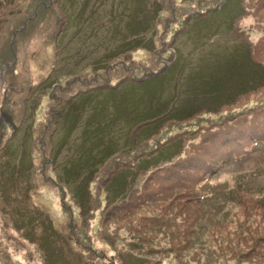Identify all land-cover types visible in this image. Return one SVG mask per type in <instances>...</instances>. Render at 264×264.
Returning a JSON list of instances; mask_svg holds the SVG:
<instances>
[{
    "label": "rangeland",
    "instance_id": "1",
    "mask_svg": "<svg viewBox=\"0 0 264 264\" xmlns=\"http://www.w3.org/2000/svg\"><path fill=\"white\" fill-rule=\"evenodd\" d=\"M188 1L0 0V49L14 50L0 57V264H264V205L251 202L263 194L256 188L264 184V144L236 161L217 162L202 184L211 190L201 200L203 207L193 191L181 193L161 168L155 170L154 184H149V173L137 176L125 207L119 205L121 197L110 202L100 176L115 172L118 159H132L177 133L190 140L182 149L185 157L194 147L200 150L198 143L214 126L219 127L214 134H220L222 125H246V108L248 118L253 108L259 110L258 119L264 118V91L237 103L210 105L217 104L219 95L211 86L217 80L214 69L238 65L244 53L250 61L252 47L254 55L263 56L259 27L264 24L253 23L264 22V5L245 0L247 13L221 14L218 33L208 43H197L204 24L190 17ZM67 13L70 22L63 29ZM236 50L240 56L232 55ZM126 78L135 80L120 84ZM109 83L114 88L95 89ZM203 91L216 98L197 114L181 119L171 112L187 94L192 99ZM64 97L67 111L48 139L43 132L54 128V111ZM150 116L159 126L137 143L133 124ZM23 127L32 135L23 136ZM124 136L129 142L120 149ZM83 139L93 153H99L96 142H115L98 165L91 182L93 208L84 213L56 165L87 154L78 146ZM253 139L264 142V135ZM54 142L61 149L59 160L51 159ZM211 142H203V153ZM5 143L11 151L25 146L33 158L15 182L3 162ZM239 177L241 186L231 191L226 207L211 212V204L223 199ZM52 220L64 238L49 231ZM55 246L61 254L54 253Z\"/></svg>",
    "mask_w": 264,
    "mask_h": 264
},
{
    "label": "trees",
    "instance_id": "2",
    "mask_svg": "<svg viewBox=\"0 0 264 264\" xmlns=\"http://www.w3.org/2000/svg\"><path fill=\"white\" fill-rule=\"evenodd\" d=\"M250 1H254V0H250ZM188 2L190 4L188 9L191 11L189 14L193 15L190 17L200 18L201 19L200 23L204 24L199 29L198 36L199 37L202 36V38H200L197 43H199V41H201L202 43L207 41L206 43H208V40L211 39V36L216 35L218 33V29H221V25H220L221 21L216 22L218 18L222 19V17H227L229 13H231V16L229 18H234V17H237L238 15L247 13V9L250 8L249 5L245 6V0H217L212 5L207 3V0H190ZM256 2L259 5L260 4L264 5V0H256ZM194 3L197 5L196 8H192V5ZM41 6L42 5H39L37 6V8L42 9ZM215 13H217L219 17L214 18L215 22L211 23V20L213 19V15H215ZM221 14H222V17L220 16ZM65 17L67 18L64 19L63 29L70 22L68 20L70 18V14L67 13ZM260 18L262 17L260 16ZM255 23L264 24L263 21H255L253 24ZM186 28H188V26H186ZM263 28L264 26L259 27L260 40H262L264 36L263 30H262ZM190 29L191 27L188 30ZM246 29H249V27ZM252 48L253 49L251 50L252 53L250 54V61L247 55L244 53L245 58L238 65L233 66V64L230 63L229 67L227 68H218V69L213 70L216 73H218L216 76V79H217L216 82L213 83V85H211L213 86L212 91L215 90V93H219V95L217 96V99H218L217 104H210L214 101L216 97L214 95L208 94L207 91H203L198 95H196L197 93L193 94L194 97L192 99L190 98L187 99L189 95L187 94L185 100H182V102H178L174 104L171 112L173 111H175V113L177 112V116L183 119V118H187V117L197 114L199 110H203L209 104L214 105V107H219L222 103L231 102V100L234 101V103H237L241 99L246 97L247 94L252 95L253 93L263 92L264 91V66L262 65H264V61H261V59L264 57V54L262 57H258L254 55L256 52L254 51L255 48L254 47ZM13 52L14 50L11 49L10 47L9 49L2 48L0 49V57H3L4 59H6L7 55L12 54ZM232 55L240 56L241 53H239V51L236 50ZM233 58L234 57H232V59ZM224 59L226 63L229 62L227 56H224ZM234 60L238 62L237 59L234 58ZM153 73L154 72L152 71L151 75ZM145 77L147 76H144V78ZM202 78L208 79L209 76H202ZM128 79L135 80L133 78L122 79L120 84L124 83ZM102 88H114V87L112 86V84L109 83L107 86H97L95 89H102ZM79 92H86V91L79 90L78 93ZM67 98L64 97L61 100L59 107L54 111L56 113V116L54 113V116L56 117V122L53 125L54 128L53 129L50 128L49 132H46V130L43 132L44 136L48 135L47 136L48 139H51L53 135H55L56 129H57L56 123L61 120V117L64 115L65 110L67 111V109L63 107V103ZM86 98L88 100V97ZM262 99H264V96L262 97ZM203 101H208V102L202 103ZM92 114L94 113L92 112ZM174 116L176 115L174 114ZM152 117L153 116H150L149 119H144L142 121H139L136 124H133L134 126H136V128H133V129H135V132H136V136H137L136 142L137 143L140 142L141 140L142 141L145 140L143 139V134H145L144 137H148L152 135V133H154L156 129L158 128L159 125L156 124V121H154V119L152 120ZM87 121L89 120L87 119ZM22 132H23V136L32 135V129L30 133L29 127H26V128L23 127ZM226 134L228 135L230 134V132ZM219 135H222V134H218V136ZM218 136H209L208 138V135H207V137L204 140L198 143V146L200 147L199 151H201V147H203V142L207 141L208 139H209V142L215 141L214 139L211 140V137L219 140L220 138H218ZM120 138L121 136L118 138V141L120 140ZM187 138H188L187 136L177 133L176 135L169 136L165 140L159 139L155 147L151 149H145V148L141 149L140 151L136 152V155L132 159H124V158L118 159L114 165L115 172H111L112 174L105 175L106 172L102 171L100 173V176L106 183L105 188L107 190V196L110 202L116 201V199L121 197L120 200L122 204L121 202H119V205L129 206L128 203L130 200L126 199L128 195L127 191L130 189V186L133 184V182L137 180V176L139 174L148 173L150 169L155 168L161 163L165 164L168 161L173 160L179 154H181L184 146L188 144L190 141ZM46 139L43 140L42 142L45 143ZM85 140L86 139H83V142H79L78 146L85 149L84 148L85 144L90 143L87 141L85 142ZM128 140L129 139L126 137L125 138L126 143L124 145L128 144L129 142ZM44 143L42 144L45 146ZM58 143L59 142H54L53 150H51L54 153L50 154L51 159L59 160V157L57 155H59L58 153H60L61 149L59 148ZM60 143H61V147H64L67 145L63 140ZM95 145L99 147V150H98L99 153H93L92 151L88 152L85 149V151L88 153L85 154L83 153L84 151H82L78 155L79 156L78 158L71 159V162H72L71 164L68 165L67 162L63 160L60 163L59 162L57 163L58 165L57 169H58L60 180L66 182L65 184L68 185L70 190H72V194L75 198V202L81 205L83 213L89 210L90 208H93L91 203L93 201L94 191H93V187H91V184H92L91 182H93V179H95V177L97 176L96 170L98 168V165H101L102 163H104L110 146L111 145L114 146L115 142L113 143L112 139H110L109 142H102V143L96 142ZM3 146H2L3 149L1 150V152L2 154H4L5 152V154L7 155L6 159L3 162L6 164L7 169L9 173L11 174L13 182H15L19 176L21 177L23 175L24 173L22 171L23 167L27 168L29 164L31 163V161L33 160V158H30V154L25 146H22V148H19L18 146H16L14 148L15 150L21 149L19 150V152L18 151L15 152V150L14 151L9 150L8 147L10 146V144L5 143ZM88 147L90 149L92 148V146L90 145H88ZM191 150L198 151L196 147L192 148ZM120 163H121V166L117 168V166L120 165ZM175 164L177 163H174V166ZM0 168H3V167H0ZM239 173L246 175L247 170H243V171L239 170ZM241 178L242 177H239L237 179L238 180L237 182L234 180L232 187L228 188V190L225 191L223 199L214 201L211 204L212 205L211 212H214L216 207H219V206L226 207V203L228 199L230 198L231 191L233 189H236V191H238L237 189L240 188L239 186H241V183H242ZM245 186L248 187L247 185ZM258 186L259 187L256 188V190L258 189L263 194L258 195L256 200H251V202L253 204L258 203L256 205L259 206V205H264V184L263 185L259 184ZM176 187L178 189H181V193H185L183 190L191 191V192L193 191L198 197V199H195L194 201L198 203V206L203 207L201 200L204 198H199L197 188L191 183V181L185 184L178 183L176 184ZM253 204L249 206H252ZM15 212L16 213L19 212V208H16ZM193 221L195 225L200 224V223L197 224L198 222L197 216H194ZM48 227H49V231L53 232L54 235H59L62 238H64L62 231L59 228H57V226H55L53 220L51 224L50 222H48ZM54 253L59 255L61 254V250H59V248L55 246Z\"/></svg>",
    "mask_w": 264,
    "mask_h": 264
},
{
    "label": "clouds",
    "instance_id": "3",
    "mask_svg": "<svg viewBox=\"0 0 264 264\" xmlns=\"http://www.w3.org/2000/svg\"><path fill=\"white\" fill-rule=\"evenodd\" d=\"M121 149V148H120ZM60 163V162H59ZM57 165V164H56ZM57 167H58V165H57Z\"/></svg>",
    "mask_w": 264,
    "mask_h": 264
}]
</instances>
